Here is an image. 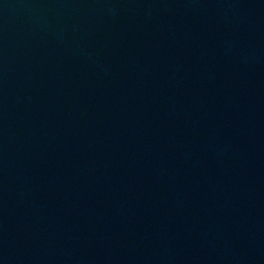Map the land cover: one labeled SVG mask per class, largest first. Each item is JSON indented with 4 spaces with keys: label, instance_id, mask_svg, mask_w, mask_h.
I'll return each instance as SVG.
<instances>
[{
    "label": "water",
    "instance_id": "obj_1",
    "mask_svg": "<svg viewBox=\"0 0 264 264\" xmlns=\"http://www.w3.org/2000/svg\"><path fill=\"white\" fill-rule=\"evenodd\" d=\"M0 264H264V0H0Z\"/></svg>",
    "mask_w": 264,
    "mask_h": 264
}]
</instances>
